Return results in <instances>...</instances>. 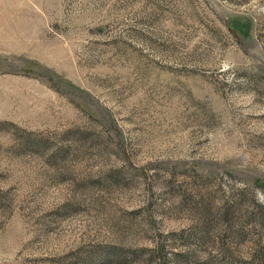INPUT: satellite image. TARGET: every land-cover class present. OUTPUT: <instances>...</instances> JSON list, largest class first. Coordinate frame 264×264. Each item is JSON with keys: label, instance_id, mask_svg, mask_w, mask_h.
<instances>
[{"label": "rangeland", "instance_id": "1", "mask_svg": "<svg viewBox=\"0 0 264 264\" xmlns=\"http://www.w3.org/2000/svg\"><path fill=\"white\" fill-rule=\"evenodd\" d=\"M256 180L264 0H0V264H264Z\"/></svg>", "mask_w": 264, "mask_h": 264}, {"label": "trees", "instance_id": "2", "mask_svg": "<svg viewBox=\"0 0 264 264\" xmlns=\"http://www.w3.org/2000/svg\"><path fill=\"white\" fill-rule=\"evenodd\" d=\"M232 24H233V27L232 26L231 27L235 30L236 29V23H232ZM231 27H229V29L231 30L230 32L234 35L233 30L231 29ZM254 185L256 187H259V188L264 190V182L256 180V181H254Z\"/></svg>", "mask_w": 264, "mask_h": 264}]
</instances>
